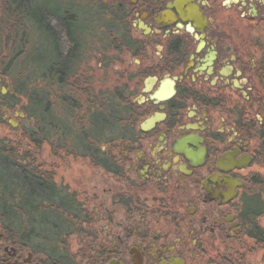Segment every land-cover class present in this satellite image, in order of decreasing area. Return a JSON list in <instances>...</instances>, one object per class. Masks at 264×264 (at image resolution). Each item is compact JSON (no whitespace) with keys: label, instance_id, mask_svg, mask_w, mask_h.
<instances>
[{"label":"flooded vegetation","instance_id":"obj_1","mask_svg":"<svg viewBox=\"0 0 264 264\" xmlns=\"http://www.w3.org/2000/svg\"><path fill=\"white\" fill-rule=\"evenodd\" d=\"M67 3L70 21L82 11L49 142L30 150L36 120L0 78V116L17 134L3 138L20 140L48 189L22 209L39 214L37 231L0 216V264H264V0ZM92 18L117 23L109 127L105 94L82 70Z\"/></svg>","mask_w":264,"mask_h":264},{"label":"trees","instance_id":"obj_2","mask_svg":"<svg viewBox=\"0 0 264 264\" xmlns=\"http://www.w3.org/2000/svg\"><path fill=\"white\" fill-rule=\"evenodd\" d=\"M67 2L61 0L58 5H53L52 0H0V78L12 80V91L27 101L25 111L28 119L36 120L30 123L31 127L25 133L30 150L38 148L40 137L49 142L51 128L55 125V111L51 106L53 100L49 96L51 98L56 89H64L65 82L56 85L55 80L67 77L73 67L68 61L73 39L70 31L77 28L82 6L77 7L80 11H76L73 21H70ZM93 13L84 11L87 17H94ZM86 22L91 23L89 28L92 31L95 20L92 18ZM105 24L108 32L106 45L114 50L118 45L117 23L106 20ZM75 39L78 40L79 36ZM29 50L36 53L38 66L26 73L21 62L29 55ZM41 83L43 86H40ZM118 95V90H114L104 98L106 114H101V118L104 117L108 127L116 121L120 105ZM12 99L14 104L20 102L19 99ZM91 119L98 121L99 114L92 115ZM58 122L67 128L69 134L83 140V135H78L76 124L71 126L65 118ZM0 124H5L1 116ZM21 148L19 139L0 138V216L9 218L20 230L34 232L40 226L39 214L24 213L22 209H28V206L35 208L38 199L45 198L48 189L42 188L47 183L40 182L34 166L31 169L29 158L33 161L35 158L30 154L20 156ZM22 160H28L30 165L23 166Z\"/></svg>","mask_w":264,"mask_h":264},{"label":"rangeland","instance_id":"obj_3","mask_svg":"<svg viewBox=\"0 0 264 264\" xmlns=\"http://www.w3.org/2000/svg\"><path fill=\"white\" fill-rule=\"evenodd\" d=\"M61 0H52L53 5H58ZM102 20V19H101ZM85 25H88L87 28L91 27L90 22H86ZM90 29V28H89ZM94 32V36L88 38L86 49L84 52L85 60L82 63V70L87 74H93L94 80L98 81L97 83L91 86V89L98 94H107L108 92L116 90V72L118 71L117 60H116V52L108 47V38L104 34L106 31L103 22L99 20H95L94 26L92 28ZM102 53V54H100ZM102 60V64H99V61ZM38 57L36 53L32 50H29V55H26L21 62V67L24 68L26 73H30L33 69H36L38 66ZM101 65V66H100ZM46 75L47 73L44 72ZM43 76V73L42 75ZM5 83H8L13 86L12 80L9 78L3 79ZM40 86H43L41 83ZM12 90V89H11ZM6 92H8L6 90ZM51 99L52 101V97ZM55 100L52 101L51 106H54ZM66 116V115H65ZM11 121L13 124H17V120L14 117H11ZM72 122V121H70ZM73 123V122H72ZM28 124V123H27ZM26 124V125H27ZM23 124V126H26ZM29 125H27V128ZM19 133V132H17ZM17 134L14 131L7 127L5 124H0V138L4 136H8L11 138L16 137ZM43 156L41 158L45 161L51 160V150L48 145L44 146ZM24 220V219H23Z\"/></svg>","mask_w":264,"mask_h":264},{"label":"water","instance_id":"obj_4","mask_svg":"<svg viewBox=\"0 0 264 264\" xmlns=\"http://www.w3.org/2000/svg\"><path fill=\"white\" fill-rule=\"evenodd\" d=\"M4 93H6V90H4ZM13 126H15L14 124H12Z\"/></svg>","mask_w":264,"mask_h":264}]
</instances>
